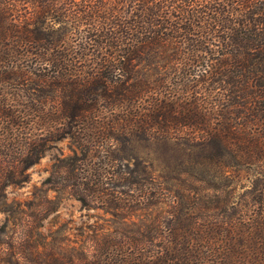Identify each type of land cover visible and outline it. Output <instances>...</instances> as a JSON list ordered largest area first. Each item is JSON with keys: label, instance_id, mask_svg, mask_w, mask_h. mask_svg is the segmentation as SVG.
Here are the masks:
<instances>
[{"label": "trees", "instance_id": "16d2710c", "mask_svg": "<svg viewBox=\"0 0 264 264\" xmlns=\"http://www.w3.org/2000/svg\"><path fill=\"white\" fill-rule=\"evenodd\" d=\"M64 137L44 183L109 217L8 214L0 264H264V0H0V179ZM141 139L187 157L124 163Z\"/></svg>", "mask_w": 264, "mask_h": 264}, {"label": "rangeland", "instance_id": "374dc122", "mask_svg": "<svg viewBox=\"0 0 264 264\" xmlns=\"http://www.w3.org/2000/svg\"><path fill=\"white\" fill-rule=\"evenodd\" d=\"M34 96H35V92ZM63 134V133H62ZM123 162L134 166L136 161L145 164L156 176L170 174L172 165L186 158L188 148L178 146L173 141L163 139H141L119 144ZM73 155L70 148V138H62L54 142V147L46 151L37 163L30 166L24 172L26 181H16L19 177V167L12 166L16 175L10 171L2 170L0 179V226L4 223L8 214L14 215L19 211L33 215L35 223L44 225L45 228L68 226L75 227L82 224L105 223L101 218L109 217L100 209L84 207L66 189L60 185L44 183L49 177L56 158L59 156ZM169 165L170 168H169ZM19 166V165H18ZM5 174V176H4ZM246 185L248 180H244ZM2 185V187H1ZM244 184L238 182L235 197L238 201L243 199ZM59 187V188H58Z\"/></svg>", "mask_w": 264, "mask_h": 264}]
</instances>
